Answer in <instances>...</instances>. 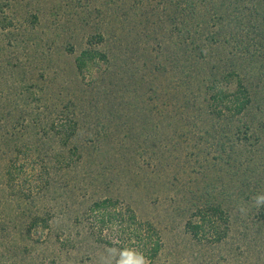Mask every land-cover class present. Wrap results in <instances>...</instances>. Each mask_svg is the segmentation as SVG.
Returning a JSON list of instances; mask_svg holds the SVG:
<instances>
[{
    "label": "rangeland",
    "instance_id": "obj_1",
    "mask_svg": "<svg viewBox=\"0 0 264 264\" xmlns=\"http://www.w3.org/2000/svg\"><path fill=\"white\" fill-rule=\"evenodd\" d=\"M166 11L162 0H0V264H264V167L218 163L179 105L180 80L156 68ZM106 46L119 54L108 72L101 60L76 70L81 51ZM45 107L77 119L67 146L22 124ZM206 193L226 214L193 236ZM106 201L111 220L92 211ZM121 213L139 234L121 232ZM147 233L160 246L150 263Z\"/></svg>",
    "mask_w": 264,
    "mask_h": 264
},
{
    "label": "trees",
    "instance_id": "obj_2",
    "mask_svg": "<svg viewBox=\"0 0 264 264\" xmlns=\"http://www.w3.org/2000/svg\"><path fill=\"white\" fill-rule=\"evenodd\" d=\"M162 4L167 9L170 41L157 42L164 46L161 50L164 63H158L156 68L166 72L169 66V71L175 72L180 80L177 99L182 103L179 105L195 112V122L202 134H211L217 147L210 151L215 153L218 163L236 168L264 167V0H162ZM102 36L99 34L104 41ZM99 60L106 73L119 60V54L108 46L100 51L83 50L74 64L82 73ZM229 84L233 89H227ZM65 111L53 116L47 107L39 108L32 112L33 118L30 115L33 125L24 116L22 124L41 129L43 138L52 137L58 144L67 146L77 135L78 122ZM14 144L17 149L18 145ZM22 147L18 151L29 148L25 144ZM70 150L77 153L76 148ZM209 155H205L204 162L209 161ZM260 191L264 194L262 185L255 194ZM204 195L211 203L203 205ZM204 195L203 203L196 210L199 221L187 224L193 236L206 226L207 218L226 214L217 199H210L214 195ZM109 204L110 201L94 203L92 211L101 210L104 218L111 220L108 209L112 205ZM261 214L264 216L263 211ZM116 217L120 220L121 232L139 234L141 226L137 227L134 215L121 213ZM152 238L147 233L144 240L140 239L143 242L140 250L148 263L156 258L160 247Z\"/></svg>",
    "mask_w": 264,
    "mask_h": 264
}]
</instances>
